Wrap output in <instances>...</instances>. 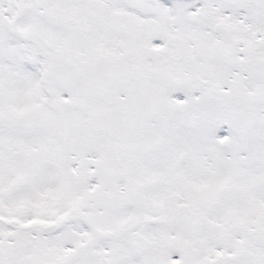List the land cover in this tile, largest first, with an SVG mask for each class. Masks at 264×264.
<instances>
[{
  "label": "snow or ice",
  "instance_id": "obj_1",
  "mask_svg": "<svg viewBox=\"0 0 264 264\" xmlns=\"http://www.w3.org/2000/svg\"><path fill=\"white\" fill-rule=\"evenodd\" d=\"M0 264H264V0H0Z\"/></svg>",
  "mask_w": 264,
  "mask_h": 264
}]
</instances>
